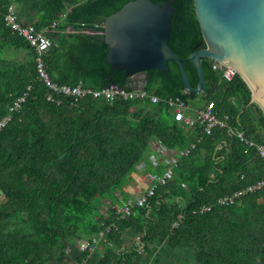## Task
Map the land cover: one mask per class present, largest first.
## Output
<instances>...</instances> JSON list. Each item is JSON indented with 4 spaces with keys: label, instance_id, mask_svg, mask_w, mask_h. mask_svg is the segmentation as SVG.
I'll return each mask as SVG.
<instances>
[{
    "label": "trees",
    "instance_id": "trees-1",
    "mask_svg": "<svg viewBox=\"0 0 264 264\" xmlns=\"http://www.w3.org/2000/svg\"><path fill=\"white\" fill-rule=\"evenodd\" d=\"M129 1L134 0H0V122L10 117L0 127V264H65L75 249L77 264H144L162 241L172 251H192L198 264H264V189L218 205L220 198L264 179V157L235 134L264 145L263 109L251 102L243 78L225 82L210 60L202 61L203 95L186 90L173 62L168 72L132 78L110 68L103 35L83 30H95ZM12 5L18 20L37 30L56 23L42 58L52 82L93 90L140 88L162 101L86 96L74 106L75 99L58 94L60 105L47 101L34 51L5 22ZM172 7L169 47L197 89L190 57L206 43L194 0H175ZM177 97L192 106L214 101L231 130L204 133L198 124L176 120L166 100ZM159 145L177 159L174 176L134 205L149 183L130 196L133 175H163L173 164ZM116 203L129 204V214L120 218ZM204 206L212 209L201 212ZM100 237L102 249L90 259L77 250L78 242L93 245Z\"/></svg>",
    "mask_w": 264,
    "mask_h": 264
},
{
    "label": "water",
    "instance_id": "water-1",
    "mask_svg": "<svg viewBox=\"0 0 264 264\" xmlns=\"http://www.w3.org/2000/svg\"><path fill=\"white\" fill-rule=\"evenodd\" d=\"M170 2L134 0L103 21V40L110 68L132 78L151 71L168 72L175 63L186 90L202 95L205 79L202 61L233 68L252 91L251 102L264 111V0H194L195 13L206 43L190 57L199 79L189 84L185 62L169 47L172 19Z\"/></svg>",
    "mask_w": 264,
    "mask_h": 264
},
{
    "label": "built area",
    "instance_id": "built-area-1",
    "mask_svg": "<svg viewBox=\"0 0 264 264\" xmlns=\"http://www.w3.org/2000/svg\"><path fill=\"white\" fill-rule=\"evenodd\" d=\"M5 22L7 26L14 32H17L19 36L23 37L30 45V48L35 53V64H36V72L38 74V79L41 80L49 89V92L46 94V100L49 102H53L56 105H60L62 103L61 99H55L54 94L63 95L66 97H72L75 99L72 103L76 106L77 101L86 96H92L95 99L103 98L106 101L112 102L115 99H133V98H146L147 96L151 97V100L155 103H159L162 101V97L147 94L145 90H141L137 88L134 91H126L122 88H118L114 85H109L100 90H93L89 87H85L80 83L75 87L60 85L58 83H54L50 80L48 75L45 72V68L42 62L43 56L49 50L52 45V41L46 35L48 29H40L37 30L33 25L23 24L18 20L16 15V11L14 6H10L8 13L5 16ZM55 23L51 25V31L55 27ZM84 26V25H82ZM95 30H83L86 34H97L103 35V24L95 25ZM214 70H217L222 73V78L225 82L231 81L235 76V70L233 68H225L223 65L214 62L213 66ZM187 93V91L185 92ZM25 100V97L20 98L16 103L12 110L18 109L21 103ZM169 106L172 109V112L178 121H183L188 126L200 125L204 133H211L215 128H227L231 130L228 124V115L224 114L223 116L219 115L215 110L214 101L207 102L204 105L192 106L188 102L177 98H169L166 100ZM72 106V105H71ZM10 117L5 118L2 122H0V127L5 125ZM236 136L239 138V141L245 142L249 147H253L257 149L260 156L264 157V145H260L255 143L252 140H249L243 132H235ZM194 146V145H193ZM192 146V147H193ZM159 152L164 157L169 155V158L166 159L167 162H171L173 164L169 165L165 169V173L163 175H152L146 174L145 179L149 183L146 187V192L144 195H139L134 198V205L140 206L142 205L147 197L154 195L156 188L159 185H165L168 181L172 180L174 176V166L177 163V159L173 156V152L164 149L163 146L159 145ZM189 151H186L187 154ZM157 158V157H155ZM158 165V161H153ZM264 189V179L260 180L252 185L247 186L246 188L239 189L227 196H224L218 200V205L221 207H227L232 205L237 200L243 198L244 196L250 193H256ZM120 198V196H118ZM128 203H131L130 201ZM132 204V203H131ZM129 204H115L114 208L117 213H120V218H124L126 214H129ZM212 209V206H204L201 208V212H208ZM180 219L183 218L182 215L179 216ZM179 222L175 223L173 226L177 227ZM110 227H114L111 225ZM101 239H96L93 241V245H91L87 241H81L77 243V249L80 253H88V259H90L98 249H102L101 242L104 241L102 237ZM104 244V242H103ZM110 247L111 245L107 243ZM86 264V262H85Z\"/></svg>",
    "mask_w": 264,
    "mask_h": 264
},
{
    "label": "crops",
    "instance_id": "crops-1",
    "mask_svg": "<svg viewBox=\"0 0 264 264\" xmlns=\"http://www.w3.org/2000/svg\"><path fill=\"white\" fill-rule=\"evenodd\" d=\"M50 31H51V26H50V29H48V31L46 32V35ZM143 184L144 183H142V185H140L139 188L143 187ZM75 250H72L73 256L69 257L65 264H77L78 253ZM144 264H198V263L195 261V256L192 251L190 250H173L172 251L168 248V244L165 241H162L154 253L153 260L148 261L147 263H144Z\"/></svg>",
    "mask_w": 264,
    "mask_h": 264
},
{
    "label": "rangeland",
    "instance_id": "rangeland-1",
    "mask_svg": "<svg viewBox=\"0 0 264 264\" xmlns=\"http://www.w3.org/2000/svg\"><path fill=\"white\" fill-rule=\"evenodd\" d=\"M165 158L168 159L169 155L167 157H165ZM152 160L153 161H159V159L155 158V157H153ZM142 183H144L143 187L139 188V186L142 185ZM145 183H146L145 175L134 174L133 178H132V181H130L129 186L127 187V189L129 188L128 191L131 194L130 196L139 194L141 192L139 190H142L144 187H146ZM138 188H139V190H138ZM137 238L135 239V242H137V240H138Z\"/></svg>",
    "mask_w": 264,
    "mask_h": 264
}]
</instances>
